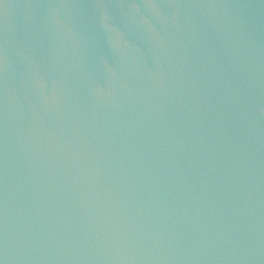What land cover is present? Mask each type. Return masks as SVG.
<instances>
[{
    "label": "water",
    "instance_id": "1",
    "mask_svg": "<svg viewBox=\"0 0 264 264\" xmlns=\"http://www.w3.org/2000/svg\"><path fill=\"white\" fill-rule=\"evenodd\" d=\"M0 264H264V0H0Z\"/></svg>",
    "mask_w": 264,
    "mask_h": 264
}]
</instances>
